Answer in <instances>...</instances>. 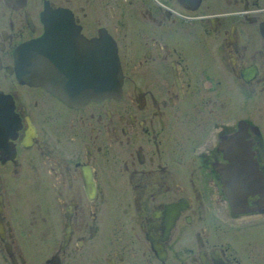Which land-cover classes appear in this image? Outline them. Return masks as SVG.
<instances>
[{
    "label": "flooded vegetation",
    "instance_id": "flooded-vegetation-1",
    "mask_svg": "<svg viewBox=\"0 0 264 264\" xmlns=\"http://www.w3.org/2000/svg\"><path fill=\"white\" fill-rule=\"evenodd\" d=\"M0 264H264V0H0Z\"/></svg>",
    "mask_w": 264,
    "mask_h": 264
},
{
    "label": "water",
    "instance_id": "water-1",
    "mask_svg": "<svg viewBox=\"0 0 264 264\" xmlns=\"http://www.w3.org/2000/svg\"><path fill=\"white\" fill-rule=\"evenodd\" d=\"M183 1V0H182ZM186 1V0H185ZM111 43V42H110ZM104 61H96L91 64V70L80 73H67L61 81H44L41 72H38L39 82L45 83L51 90H53L61 98L69 103H83L84 101L101 99L104 96L113 94V91L119 88L120 82V68L117 58V52L114 43L109 44L105 49ZM37 68L41 69V62L38 61ZM107 69L105 73L104 69ZM234 138V137H233ZM230 167L233 173V178L240 181V190L242 194L250 192V190L259 189V183L254 164H245L240 158L236 157L238 154L231 152ZM234 187L238 189L235 185Z\"/></svg>",
    "mask_w": 264,
    "mask_h": 264
},
{
    "label": "bare ground",
    "instance_id": "bare-ground-1",
    "mask_svg": "<svg viewBox=\"0 0 264 264\" xmlns=\"http://www.w3.org/2000/svg\"><path fill=\"white\" fill-rule=\"evenodd\" d=\"M187 6V5H186ZM9 146V145H8Z\"/></svg>",
    "mask_w": 264,
    "mask_h": 264
}]
</instances>
